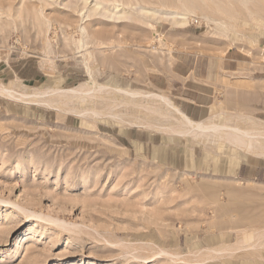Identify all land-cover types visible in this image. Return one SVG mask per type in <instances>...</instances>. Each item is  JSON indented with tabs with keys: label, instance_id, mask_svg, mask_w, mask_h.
Segmentation results:
<instances>
[{
	"label": "rangeland",
	"instance_id": "obj_1",
	"mask_svg": "<svg viewBox=\"0 0 264 264\" xmlns=\"http://www.w3.org/2000/svg\"><path fill=\"white\" fill-rule=\"evenodd\" d=\"M182 3L184 23L166 16ZM229 47L264 53V0H0V264H264V184L236 173L264 143L229 129L264 126L216 101L190 118L218 136L185 134L159 98L131 123L112 91L184 113L193 68L220 81ZM92 78L105 86L81 100Z\"/></svg>",
	"mask_w": 264,
	"mask_h": 264
},
{
	"label": "crops",
	"instance_id": "obj_2",
	"mask_svg": "<svg viewBox=\"0 0 264 264\" xmlns=\"http://www.w3.org/2000/svg\"><path fill=\"white\" fill-rule=\"evenodd\" d=\"M259 50L253 49L254 55L250 56L242 49L232 47L224 49L219 57L220 61L216 63L221 77L216 83L211 76L207 79L195 77L193 68L192 76L187 79L191 80L193 93L186 94L188 103L184 108V114L189 118L200 119L216 101L225 104L233 100L234 106L227 108L233 109L235 120L250 118L253 123L264 126V57H261L264 53L260 55ZM194 88H197V91ZM223 114L227 116L226 111ZM262 152H264L263 148L260 155L244 154L241 151L237 157L239 160L244 158V161H240L241 167L237 169V175L244 179L258 180L264 184V154Z\"/></svg>",
	"mask_w": 264,
	"mask_h": 264
},
{
	"label": "bare ground",
	"instance_id": "obj_3",
	"mask_svg": "<svg viewBox=\"0 0 264 264\" xmlns=\"http://www.w3.org/2000/svg\"><path fill=\"white\" fill-rule=\"evenodd\" d=\"M182 1V0H180ZM179 2V0H178ZM205 2V1H204ZM179 5V3H178ZM181 5V4H180ZM183 7L180 8L182 11L178 12L177 9L174 8V10H171V9H168L170 12L168 15H166L167 17L168 16H171V18H173L172 16H175V15H182L180 16L182 19V22L184 23V21L186 20V17L187 16H190L191 13L193 12V8L191 7H188L186 5H184L182 3ZM180 7V6H179ZM195 9V8H194ZM249 10V9H248ZM140 11V10H139ZM197 11V10H196ZM248 12V11H247ZM165 14L167 12H164ZM196 13V12H194ZM250 14V13H249ZM250 16H252V14H250ZM254 17V16H253ZM252 18V17H251ZM174 20H176L175 18H173ZM255 19V18H253ZM214 23V22H213ZM90 71V70H89ZM91 85L88 86L89 84H85V87L84 85L80 86L79 89L75 90V92H77L76 96L79 97L81 100H86L87 98L91 99L92 98H95L96 97V94L101 91L102 88H104V86L102 85H98L94 80L93 78L91 79ZM109 87V86H108ZM107 87V89H108ZM113 87H111L110 89H112ZM106 89V90H107ZM0 91L2 92H5L9 95H13L14 92L6 87H3L0 89ZM112 91L114 92H119L120 94H122L125 98L123 100H121L118 105L119 106H122V107H125V106H132L134 107L136 110H137V113L135 115H128V117H130L129 119V122L131 123H139L141 124V119L142 118H146L148 119L149 115L155 113V109L152 108L150 105L144 103L145 100H147L146 102L148 101H154V100H157L158 98L161 99V101H164V105L166 106L167 105V108H168V112L171 113V115L175 114L174 116H177L176 119L180 120L182 122V127H185V134L186 132H190V131H195V135L196 133L199 134V132L202 134V132H206V131H209L211 132L212 134V137H217L218 134H219V130H223V127H225L226 125L224 124H221L219 122V124L217 122H214V123H209V124H206L202 121H193L191 120L188 116H186L176 105L172 104L170 101L171 100H168L165 96L163 95H159V94H155V93H144V92H140V91H132V90H126V89H123V88H119V87H114L112 89ZM74 92V93H75ZM72 93V92H71ZM105 93H101V95H103ZM18 94L14 95L17 96ZM75 95V94H74ZM73 95V96H74ZM20 96V95H19ZM76 97V98H77ZM153 97V98H151ZM157 97V98H156ZM20 98V97H19ZM97 99V98H96ZM95 99V100H96ZM83 102V101H82ZM87 102V101H86ZM62 103V102H61ZM162 103V102H161ZM163 104V103H162ZM164 106V107H165ZM126 109V108H125ZM160 110V109H159ZM102 111V110H101ZM165 111V110H164ZM167 111V109H166ZM91 112L93 114H98L100 112V110H97L96 108H91ZM158 112V110H157ZM167 113V112H166ZM168 113V114H169ZM165 114V112H164ZM115 118V117H114ZM128 120V119H127ZM146 121H149V120H146ZM154 122V121H152ZM154 124V123H153ZM155 124H157L155 122ZM158 125V124H157ZM155 126V125H154ZM228 126V125H227ZM153 127V126H152ZM156 128V127H154ZM192 129V130H191ZM229 129H231L232 133H231V138L230 140L232 141V143H236L235 145H244L246 148L245 150H255V148H258L257 145H261L263 144L264 142L261 141L260 138L264 137V134H258L256 135L255 133L251 132V131H248V130H239L238 128H234V127H230L229 126ZM228 131V130H227ZM215 132V133H214ZM222 134L223 132L220 131ZM220 133V134H221ZM226 133V131H225ZM208 134V133H207ZM210 134V133H209ZM194 135V136H195ZM203 135V134H202ZM224 135V134H223ZM262 136V137H258V136ZM222 136V135H221ZM220 136V137H221ZM264 139V138H263ZM229 140V139H228ZM218 142V141H217ZM230 143V142H229ZM257 143V145H256ZM224 144V143H223ZM231 144V143H230ZM234 147V146H233ZM238 148V146H237ZM259 150V149H258ZM253 152V151H251ZM256 153V152H255Z\"/></svg>",
	"mask_w": 264,
	"mask_h": 264
},
{
	"label": "built area",
	"instance_id": "obj_4",
	"mask_svg": "<svg viewBox=\"0 0 264 264\" xmlns=\"http://www.w3.org/2000/svg\"><path fill=\"white\" fill-rule=\"evenodd\" d=\"M191 23L193 24H200L199 20L197 18H194L191 20Z\"/></svg>",
	"mask_w": 264,
	"mask_h": 264
}]
</instances>
